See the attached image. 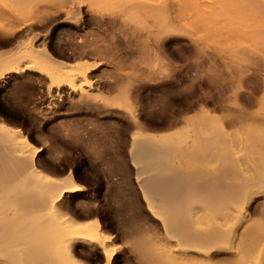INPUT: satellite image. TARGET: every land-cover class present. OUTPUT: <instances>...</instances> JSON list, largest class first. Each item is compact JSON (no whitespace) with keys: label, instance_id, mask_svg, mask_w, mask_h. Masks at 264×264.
Segmentation results:
<instances>
[{"label":"bare ground","instance_id":"1","mask_svg":"<svg viewBox=\"0 0 264 264\" xmlns=\"http://www.w3.org/2000/svg\"><path fill=\"white\" fill-rule=\"evenodd\" d=\"M239 1L264 38V5ZM179 5L180 0H0V85L33 79L45 87L47 113L56 110L57 100L75 101L90 116L78 127L62 123L65 126L58 125L56 131L63 135L75 131L87 147L99 142L95 120L100 116L119 113L138 127L131 135L128 156L147 214L146 233L135 240V247L150 244L161 264H209L215 251L226 248L239 260L256 254L251 262L264 264V250H257L258 245L259 254L252 247L243 250L241 236L232 231V221L242 218L244 200L264 194V135L253 123L240 134L229 133L202 110L185 117L180 131L149 135L132 107L126 81L132 75L115 82L113 75L98 68L111 70L118 62L116 52L136 40L146 49L142 54L148 61L146 71L167 69L161 45L154 51L148 40L176 34ZM56 24L64 31L53 37ZM113 87L116 94L110 97ZM114 102H124L125 109L118 111ZM248 121L240 115L231 120ZM241 146L255 147L259 162L248 159L251 153ZM95 149L99 162L106 165L108 157ZM119 158L114 154L108 159L112 164L107 174L119 183L130 182L131 173ZM239 165L247 170L241 171ZM80 188L71 169L61 177L45 173L20 129L0 121V238L6 240L0 243V264H88L76 256L78 244L97 248L102 264H110L117 254L109 243L111 235L99 221L75 220L62 207L66 194ZM230 211L236 213L234 218ZM157 227L174 243L150 237L149 230ZM235 240L237 244L231 245Z\"/></svg>","mask_w":264,"mask_h":264},{"label":"rangeland","instance_id":"2","mask_svg":"<svg viewBox=\"0 0 264 264\" xmlns=\"http://www.w3.org/2000/svg\"><path fill=\"white\" fill-rule=\"evenodd\" d=\"M258 1L261 6L264 5V0ZM225 3L228 4L224 6ZM242 3L239 0H180L176 34L165 33L159 41L154 38V41L148 40L152 50L154 48L155 51L158 45L163 49L167 65L163 72L146 71L148 61H143L145 55H142L146 49L136 40H130L125 46L121 44L124 47L116 52L114 60L118 62L110 66L111 70L98 66L99 69H106L101 71L113 75L115 82L125 81L128 75H132L126 80L132 95V107L146 133L161 136L180 131L185 127V117L202 110L229 133L240 134L247 124L253 123L254 130L264 135V38L260 36L262 33L256 22L243 13L245 7ZM241 17L245 21H241ZM61 28L59 24L53 26L51 35L61 34L64 31ZM141 73L145 75L140 77ZM24 80L25 84L21 80H12L0 85V121L20 129L29 149L36 152V164L45 173L61 177L67 175L69 169L73 171L74 179L81 188L66 194L63 209L75 220L100 222L104 231L111 235V247L117 250L110 264H161L153 255L150 244L134 245L135 240L146 233L143 227L146 224L144 215L147 214L142 192L134 181V165L128 156L131 135L139 130L138 127L119 113L100 116L95 120L99 127L101 125L100 129L97 127L99 145L87 147L75 131L65 136L59 134L56 128L64 123L68 128L78 127L90 116L89 112L80 109L75 101L57 100L56 110L47 113L45 87L38 86L33 79ZM112 90L110 97L116 94L115 87ZM113 104L117 110L125 109L124 102ZM237 115L249 121L243 124L231 122ZM173 122L176 123L169 127ZM107 142H112V145ZM95 148H98V154L108 157L107 166L99 162ZM240 148L251 153L248 159L253 163L259 162L255 147ZM114 154L126 163L131 173L130 182L119 183L114 177L109 178L107 173L112 163L108 159ZM239 169L247 170L242 165ZM240 207L242 218L232 221V231L241 236L243 250L248 251L252 247L259 254L264 250V194L246 198ZM235 215V212H229L232 218ZM148 234L174 243L162 227L151 229ZM0 241L6 242L4 238ZM234 244H237L236 240L231 245ZM75 252L88 264H102L101 253L89 244H78ZM215 252L209 264H259L251 262L256 254L243 261L242 258L239 260V256H232L227 248Z\"/></svg>","mask_w":264,"mask_h":264}]
</instances>
